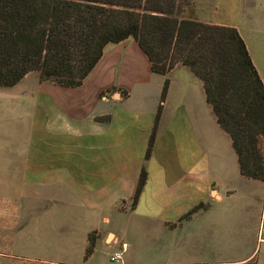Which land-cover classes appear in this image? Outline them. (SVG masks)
Returning a JSON list of instances; mask_svg holds the SVG:
<instances>
[{
  "label": "crops",
  "instance_id": "0c3cea01",
  "mask_svg": "<svg viewBox=\"0 0 264 264\" xmlns=\"http://www.w3.org/2000/svg\"><path fill=\"white\" fill-rule=\"evenodd\" d=\"M223 4V20L187 18L235 27L264 83L244 1ZM238 178L257 180L240 173L202 80L182 64L153 72L132 37L106 44L80 86L33 71L0 87V264H251L252 222L225 209Z\"/></svg>",
  "mask_w": 264,
  "mask_h": 264
},
{
  "label": "trees",
  "instance_id": "16d2710c",
  "mask_svg": "<svg viewBox=\"0 0 264 264\" xmlns=\"http://www.w3.org/2000/svg\"><path fill=\"white\" fill-rule=\"evenodd\" d=\"M191 0H0V87L36 71L41 81L80 86L108 43L136 40L155 73L176 65L203 82L206 100L231 138L243 176L264 182V83L232 26L182 16ZM168 87L164 81L161 100ZM161 110L158 107L157 119ZM151 133L145 158L152 150ZM145 181L141 170L135 199ZM197 205L188 214L199 209ZM94 238L89 237V254Z\"/></svg>",
  "mask_w": 264,
  "mask_h": 264
},
{
  "label": "rangeland",
  "instance_id": "374dc122",
  "mask_svg": "<svg viewBox=\"0 0 264 264\" xmlns=\"http://www.w3.org/2000/svg\"><path fill=\"white\" fill-rule=\"evenodd\" d=\"M245 11L240 17L244 30H248L247 34L250 42L255 48L264 63V0H243ZM223 0H191L190 4L184 7L182 16H190L193 18H214L223 20L224 14ZM248 24V26H246ZM33 72V71H32ZM38 73V72H37ZM222 153L226 157V147L222 141L219 142ZM259 147L264 155V137L260 138ZM230 149V147H229ZM232 151V150H231ZM236 191L229 198V203L225 205L226 211H244V225L252 222V228L248 231L250 236V249L256 247L255 252L251 256L252 263L257 260L259 263L264 261V209L262 207L264 201V182L257 180H249L238 178L235 184ZM246 211H254L251 216ZM256 211H263L261 218V228L258 231V217ZM250 217V219H248ZM248 222V223H247ZM248 227V226H247ZM250 228V227H249ZM259 237L263 239H258ZM248 240V239H246ZM247 247V244H245Z\"/></svg>",
  "mask_w": 264,
  "mask_h": 264
},
{
  "label": "built area",
  "instance_id": "2783aa9c",
  "mask_svg": "<svg viewBox=\"0 0 264 264\" xmlns=\"http://www.w3.org/2000/svg\"><path fill=\"white\" fill-rule=\"evenodd\" d=\"M122 258V252L121 251H115L111 254L110 256V260L113 263H118Z\"/></svg>",
  "mask_w": 264,
  "mask_h": 264
}]
</instances>
